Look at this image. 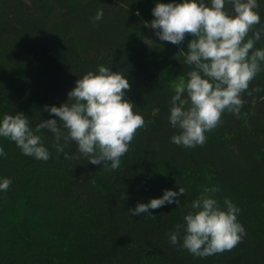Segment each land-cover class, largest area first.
<instances>
[{"label":"trees","instance_id":"1","mask_svg":"<svg viewBox=\"0 0 264 264\" xmlns=\"http://www.w3.org/2000/svg\"><path fill=\"white\" fill-rule=\"evenodd\" d=\"M154 3L0 0V115L20 111L35 126L55 115L44 105L66 101L78 75L111 63L129 79L126 98L147 122L115 170L83 156L66 159L46 130L47 160L0 137V176L11 178L0 191V264H264V71L249 84L262 90L245 96L239 114L226 110L204 144L171 143L169 98L188 70L179 51L193 37L160 41L145 26ZM98 8L104 15L94 24ZM259 11L264 24V4ZM65 151L75 153V142ZM178 184L187 189L181 205L218 185L217 199L227 196L240 208L243 239L231 250L194 256L169 240L186 207L166 203L147 217L127 212Z\"/></svg>","mask_w":264,"mask_h":264},{"label":"clouds","instance_id":"2","mask_svg":"<svg viewBox=\"0 0 264 264\" xmlns=\"http://www.w3.org/2000/svg\"><path fill=\"white\" fill-rule=\"evenodd\" d=\"M262 4L264 0H155L154 18L145 26L160 41L179 45L186 33L193 37L187 50L179 51L188 70L172 85L169 98L167 119L175 130L169 137L171 143L187 148L204 144L206 133L217 127L226 110L239 114L245 96L262 90L260 85L249 87L264 71V45L257 46L264 36ZM103 15V8H98L92 22ZM130 86L123 71H113L111 63H98L78 75L66 101L44 105L55 115L40 119L35 126L20 111L0 115V137L14 141L24 155L47 160L51 153L42 135L46 130L52 136L51 147L66 159L83 156L115 170L137 130L147 126L140 108L126 98ZM72 142L75 153L65 151ZM5 155L0 145V157ZM10 184V177L0 176V191ZM178 185V190L166 188L162 195L137 202L127 212L147 217L166 203L186 207L181 222L169 232V240L194 256L231 250L243 239L246 229L238 219L240 208L227 196L222 203L217 199L218 185L205 186L187 205H181L187 189Z\"/></svg>","mask_w":264,"mask_h":264}]
</instances>
